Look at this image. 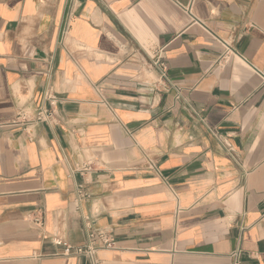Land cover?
<instances>
[{
	"label": "crops",
	"instance_id": "obj_1",
	"mask_svg": "<svg viewBox=\"0 0 264 264\" xmlns=\"http://www.w3.org/2000/svg\"><path fill=\"white\" fill-rule=\"evenodd\" d=\"M91 228L96 264H264V0H0V264Z\"/></svg>",
	"mask_w": 264,
	"mask_h": 264
},
{
	"label": "built area",
	"instance_id": "obj_2",
	"mask_svg": "<svg viewBox=\"0 0 264 264\" xmlns=\"http://www.w3.org/2000/svg\"><path fill=\"white\" fill-rule=\"evenodd\" d=\"M191 5L188 6L186 9L187 13L191 16ZM222 47L225 49L221 61L225 62L228 57L233 54V50L230 49L229 45L226 42H220ZM152 68L156 69L159 72L160 79L163 81L167 78L166 72V64L162 61L160 56H155L151 62L150 65ZM49 98V96H47ZM19 118H22L24 123L27 125H36L44 122H54V112H45L41 108H38L36 112L34 113V116L32 119H28L25 116L19 115ZM149 167L153 168V164L149 162ZM54 244L60 245L62 242L61 240L54 239ZM114 247V241L111 238V236L99 229H90L88 236H87V243L83 246L76 247V248H70L66 246L64 250V254L74 253L76 255H83L86 256L92 264H96V253L99 250H109ZM237 256V254H234V256Z\"/></svg>",
	"mask_w": 264,
	"mask_h": 264
}]
</instances>
